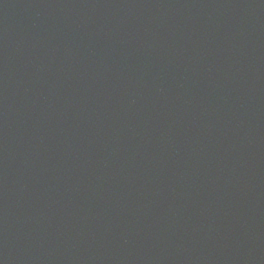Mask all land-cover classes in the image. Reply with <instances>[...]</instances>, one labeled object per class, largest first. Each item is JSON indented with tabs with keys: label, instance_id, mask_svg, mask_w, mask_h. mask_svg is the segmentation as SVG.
<instances>
[{
	"label": "water",
	"instance_id": "95a60500",
	"mask_svg": "<svg viewBox=\"0 0 264 264\" xmlns=\"http://www.w3.org/2000/svg\"><path fill=\"white\" fill-rule=\"evenodd\" d=\"M0 264H264V0H0Z\"/></svg>",
	"mask_w": 264,
	"mask_h": 264
}]
</instances>
